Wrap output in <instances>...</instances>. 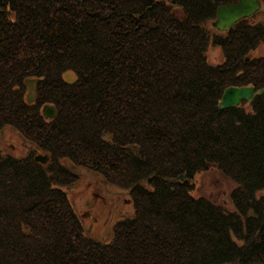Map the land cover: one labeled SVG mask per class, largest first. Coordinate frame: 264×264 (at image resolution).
<instances>
[{
	"label": "trees",
	"instance_id": "trees-1",
	"mask_svg": "<svg viewBox=\"0 0 264 264\" xmlns=\"http://www.w3.org/2000/svg\"><path fill=\"white\" fill-rule=\"evenodd\" d=\"M231 1L0 0V130L49 156L0 148V264H264V93L219 108L230 85L264 88V22L208 28ZM73 165L131 196L108 241L63 189ZM212 166L236 184L232 210L196 192Z\"/></svg>",
	"mask_w": 264,
	"mask_h": 264
},
{
	"label": "rangeland",
	"instance_id": "rangeland-1",
	"mask_svg": "<svg viewBox=\"0 0 264 264\" xmlns=\"http://www.w3.org/2000/svg\"><path fill=\"white\" fill-rule=\"evenodd\" d=\"M180 14L179 10H176ZM264 22V13L261 11L255 15L254 20ZM210 19L206 25L211 30ZM217 30V29H215ZM211 62H221L223 53L221 46L211 45L208 50ZM252 56L264 57V40L251 53ZM67 79H75V73L68 71ZM29 86L25 97H29ZM32 98V97H31ZM250 108L249 104H245ZM0 148L14 153L17 156L27 154L26 151L38 152V147L31 141L26 140L14 128L5 126L0 130ZM33 157V156H32ZM64 165H68V160H61ZM73 182L63 189L67 193L73 207L80 215L85 231L88 235L98 240L108 241L110 239L114 223L125 214L134 212V204L131 196L124 188L119 187L106 180L99 172L82 165H73ZM196 192L198 195H205L208 198L222 204L225 208H234L231 199V192L236 186L235 182L224 175L219 169L212 166L196 177Z\"/></svg>",
	"mask_w": 264,
	"mask_h": 264
},
{
	"label": "water",
	"instance_id": "water-1",
	"mask_svg": "<svg viewBox=\"0 0 264 264\" xmlns=\"http://www.w3.org/2000/svg\"><path fill=\"white\" fill-rule=\"evenodd\" d=\"M218 1V0H214ZM261 0H238L236 3L220 5L216 11V18L212 25L220 31L231 29L237 21L242 18L255 14L261 8ZM248 60V57H247ZM29 97L28 101L33 100L34 82L29 81ZM257 93H264V89L255 90L252 85L249 86H229L227 87L220 99L219 108L225 109L229 107L239 106L243 99L253 100ZM32 97V98H31ZM43 115L46 118H54L56 116V108L53 105H45ZM38 160L45 161L46 157H37Z\"/></svg>",
	"mask_w": 264,
	"mask_h": 264
},
{
	"label": "flooded vegetation",
	"instance_id": "flooded-vegetation-1",
	"mask_svg": "<svg viewBox=\"0 0 264 264\" xmlns=\"http://www.w3.org/2000/svg\"><path fill=\"white\" fill-rule=\"evenodd\" d=\"M237 1H238V0H237ZM231 2H236V1H231ZM228 3H230V2H228ZM228 3H226V4H228ZM256 14H257V13H256ZM256 14H255V15H256ZM250 18H251V17H250ZM254 18H255V16L253 17V19H254Z\"/></svg>",
	"mask_w": 264,
	"mask_h": 264
}]
</instances>
